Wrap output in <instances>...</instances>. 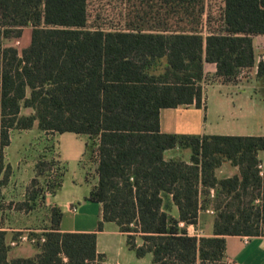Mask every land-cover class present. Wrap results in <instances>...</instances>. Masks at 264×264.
Returning a JSON list of instances; mask_svg holds the SVG:
<instances>
[{
  "label": "trees",
  "instance_id": "trees-1",
  "mask_svg": "<svg viewBox=\"0 0 264 264\" xmlns=\"http://www.w3.org/2000/svg\"><path fill=\"white\" fill-rule=\"evenodd\" d=\"M26 28L31 42L19 50ZM260 35L264 0H0V194L12 174L4 165L12 130L75 133L88 139L84 159L98 163L87 198L102 206L98 232L115 223L152 264L225 261L227 236L264 237V136L167 134L160 111L201 108L205 64L234 82L255 66ZM176 149L190 160L165 158ZM226 162L238 174L218 177ZM32 183L17 211L46 202ZM204 200L217 215L213 234L197 238L180 223L197 226ZM50 207V224L30 235L34 257L10 259L0 230V264H107L98 232H62L63 212Z\"/></svg>",
  "mask_w": 264,
  "mask_h": 264
},
{
  "label": "rangeland",
  "instance_id": "rangeland-1",
  "mask_svg": "<svg viewBox=\"0 0 264 264\" xmlns=\"http://www.w3.org/2000/svg\"><path fill=\"white\" fill-rule=\"evenodd\" d=\"M31 29H24V33L21 39L15 41V45L22 50L30 44L31 38ZM30 35V36H29ZM210 78V76H209ZM222 91L208 85L206 91L204 92V98L207 100V103L210 107L209 115L206 119L205 133H226L230 131L228 122H233V119L230 118L234 114L233 106L227 107L225 110L227 116L225 118H219L218 116L213 115V110L218 108V100H223ZM231 97V96H230ZM212 109V111H211ZM186 111H180V114L185 115ZM24 113H30L29 110H24ZM177 114V113H175ZM173 114V115H175ZM193 118L196 119L195 113L190 112ZM201 118H205V111L199 113ZM200 120V118H199ZM264 120V118H263ZM227 126V127H226ZM68 136L70 134H65L63 137H60L57 133H45L41 132L38 128V124L28 131L12 130L11 131V143L4 150V165L11 166L12 174L9 180V183L2 188L0 194V205L3 210V219L5 221L6 227H21L25 230H37L42 229L50 224V205H47L45 201H39V206L33 211H17L16 204L25 199L27 191L32 188V181H35V187L37 190H40L41 193L44 192L51 194L54 184L58 181L62 174V163L59 160V146L58 139L60 140V147L62 155L65 157L68 154ZM83 141V146L85 145V137L79 139ZM79 141V142H80ZM81 144V143H80ZM73 149L72 151L76 152V146L71 144ZM78 146V145H77ZM78 150V149H77ZM167 157H178L182 158L185 161H189L191 157L190 150H178V151H167ZM86 160L81 159H72L65 160V169L62 176L63 187L58 192L54 200L58 202L66 203L71 201L77 196L83 197L87 193V189L90 184L94 182V176L91 175L92 172L95 173V168L93 165H90L85 162ZM40 167L38 168V166ZM4 172H0V180L3 178ZM89 179V180H87ZM83 198H81V204L76 202V205L79 208V212H83ZM75 201V200H74ZM209 200H204L202 204L207 205V208L212 207ZM64 213L65 212V209ZM91 215H95L96 211L88 210ZM74 212L70 210L65 216V222L68 223V227H74L73 223L75 222ZM177 214V210L173 212ZM217 215V212H215ZM99 216V211L97 212ZM211 217L207 214H204L203 223L200 226H194L187 230L190 236L196 234V232L204 233L208 232L211 226ZM98 223V222H96ZM98 225V224H96ZM183 228L187 229V225H184ZM116 225L110 224L106 227L105 232L100 237V247L105 250L106 258L110 263L120 262L121 264H152V255L149 254L144 258L136 257L135 253L130 251L125 244V239L122 238L118 233H116ZM34 231H29V235L34 234ZM27 233V232H26ZM14 234H17L15 232ZM201 238V237H200ZM137 243L142 244L140 237H137ZM38 251L35 246H32L29 243L20 245L11 250V256L20 255V253ZM255 261V259L253 260ZM219 264H233L227 259Z\"/></svg>",
  "mask_w": 264,
  "mask_h": 264
},
{
  "label": "crops",
  "instance_id": "crops-1",
  "mask_svg": "<svg viewBox=\"0 0 264 264\" xmlns=\"http://www.w3.org/2000/svg\"><path fill=\"white\" fill-rule=\"evenodd\" d=\"M31 32V31H30ZM24 33V32H23ZM30 36V35H29ZM31 41V38H30ZM254 49L256 52V64L253 68L249 70H244L238 78L234 82H225L224 80L220 78H215V74L217 71V68L213 64H205V73L208 78L207 82H204L202 84L203 91H206V88L208 85H212L216 87L219 92L222 91L223 93V100H218V108L213 110V115L218 116L219 118H225L227 116V112H221V110H225L227 107L233 106L234 114L231 115L230 118L233 119V122H228V125L230 127V131L226 133H205V125H206V119L210 112L209 104L207 103V100L203 101V105L201 108H197L195 105H191L188 107H178V108H166L162 109L160 111V128L163 133L167 134H189V135H233V136H264V81L257 78L258 73V65L260 62H264V36H256L254 37ZM210 76V78H209ZM221 92V94H222ZM231 96V97H230ZM180 111H186L185 115L180 114ZM205 111V118L203 119V116L201 118L200 114ZM212 111V109H211ZM190 112H194L196 119L193 118L192 114H189ZM177 113V114H175ZM175 114V115H173ZM200 118V120H199ZM227 127V126H226ZM65 134H70L68 136V154L65 157L62 155L61 147H60V140L58 139V146H59V160L62 163V166H64L65 169V160H69V158H72L74 160L84 159V154L86 152L88 139L84 141L85 145L83 146V141H80L79 139L82 138V136H78L75 133H63L59 134L60 137H63ZM80 141V142H79ZM81 143V144H80ZM71 144H74L76 146V152L74 153L72 151L73 147ZM78 145V146H77ZM78 149V150H77ZM170 151H178L176 150H170ZM261 164L260 168L261 171L264 173V151H262L259 155ZM166 159H172L175 157H167L165 153ZM85 162L93 165L95 168V173L92 172L91 175L94 176V182H92L87 189V193L83 195V205L82 208L83 212H79V208L76 205V202L81 204V198L78 199L77 196L71 201H68L66 203L63 202H56L54 198L57 196L58 192L62 189V186L60 190L55 194H48L46 197V203L50 206H58L61 208L63 212L62 221L60 224V230L62 232H78V233H91V232H98V225L99 221L101 220L102 215V206L99 203H94L91 201H88L87 198L92 191V189L98 184V174H97V166L98 163L95 161V159H92L91 161L88 159ZM1 172V171H0ZM239 169L237 167H233L229 162H226L223 164V166L217 170V176L218 177H232L236 174H238ZM89 180V179H87ZM75 200V201H74ZM71 208H75L76 210L73 211ZM66 214L70 212H74L75 214V222L73 223L74 227H68L65 221L66 214L64 213V210ZM96 211V214L93 216L89 213V211ZM208 210H214L212 207L201 210L199 214L198 219V226H200L203 223L204 214H207L208 217L211 218V226L208 232L204 233L202 237L205 236H211L213 234V227H214V221L216 218L215 211L213 214L208 212ZM99 211V216H97V212ZM177 216V214H174ZM98 222V223H96ZM5 221L3 219V210H0V230H5L8 232V242H14L19 240L21 236H28L31 240V236L28 234L29 231L34 232H43L41 229H23L21 227H6L7 225L4 224ZM110 224L115 223H106L104 225V230L101 232H98V238H97V251L99 254H103L106 260L107 264H121L120 262L116 263H110L108 262L105 254V250L101 249L100 247V237L105 232L106 227H108ZM116 225V224H115ZM116 233H118L122 238L125 239V244L127 246V240L126 235L122 232H120L118 226L116 225ZM22 233L18 238L12 239L13 234ZM27 232V233H26ZM245 237L247 236H227L226 237V257L227 260L233 264H264V237H249L248 242H245ZM26 243L31 244L32 246H35V243L32 241L22 242L17 246L12 247L11 250L15 247H19L20 245H24ZM36 247V246H35ZM128 247V246H127ZM129 249V247H128ZM11 250L9 252L10 259L13 258H30L34 257L38 251H30L25 253H20V255L11 256ZM130 250V249H129ZM131 251V250H130ZM133 252V251H132ZM134 253V252H133ZM255 259V261H253Z\"/></svg>",
  "mask_w": 264,
  "mask_h": 264
},
{
  "label": "built area",
  "instance_id": "built-area-1",
  "mask_svg": "<svg viewBox=\"0 0 264 264\" xmlns=\"http://www.w3.org/2000/svg\"><path fill=\"white\" fill-rule=\"evenodd\" d=\"M261 175H263V172H261ZM211 193H212V197H213V196H214V191L212 190ZM71 209H72L73 211L76 210L75 208H71ZM208 212H210L211 214H213V213H214V210H208ZM180 225H181V227H184L185 224H184V223H180ZM191 227H194V226H193V225L187 226V230L190 229ZM192 236L197 237V238L202 237L201 233H199V232H196V234H194V235H192ZM248 240H249V237H245V242H248ZM27 241H32V242L35 243V242H36V239H31V240H30V238H29L28 236H21V237L19 238V240L14 241V242H11L10 245H11L12 247H14V246L19 245V244L22 243V242H27ZM40 241H41V242H45V238L42 237Z\"/></svg>",
  "mask_w": 264,
  "mask_h": 264
}]
</instances>
